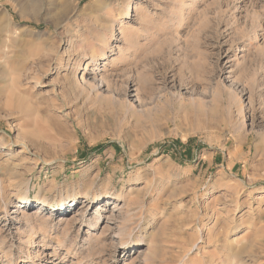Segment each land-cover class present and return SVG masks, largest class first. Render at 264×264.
<instances>
[{
	"label": "rangeland",
	"instance_id": "rangeland-1",
	"mask_svg": "<svg viewBox=\"0 0 264 264\" xmlns=\"http://www.w3.org/2000/svg\"><path fill=\"white\" fill-rule=\"evenodd\" d=\"M111 1L6 3L0 264H264V0Z\"/></svg>",
	"mask_w": 264,
	"mask_h": 264
},
{
	"label": "bare ground",
	"instance_id": "bare-ground-1",
	"mask_svg": "<svg viewBox=\"0 0 264 264\" xmlns=\"http://www.w3.org/2000/svg\"><path fill=\"white\" fill-rule=\"evenodd\" d=\"M14 1L15 2L17 1L18 3L20 2L19 0H7V1L0 0V19L1 18H6V20H7V22L9 24L13 23V15L10 13L9 9L6 7V3L7 2H14ZM36 2H38V0H31L30 6H27L26 3L25 4L24 3H19V5H20V15L23 17L25 15V9H28V8H30L29 9L30 11H35L36 10V5H35ZM58 2L59 3L55 6L57 11H59V15H58V17L56 19H58L60 21L59 23H63V22L67 23L76 14V12L79 11V7H80L79 3L80 2H79V0H58ZM97 2L98 3L100 2L102 4L101 5L102 8H104V9L108 8L112 4L111 0H97ZM100 20H102V19H100ZM103 20H104V22L102 23V26L106 27L107 23H108V20H110V19L106 20V19L103 18ZM103 39H104V34H103ZM91 58H92V61H97L98 55L93 52L91 54ZM198 106L202 107V105L200 106V104H198ZM192 108H193V105H192ZM202 110H204L203 107H202L201 110H199L198 114H202L205 111V110L204 111H202Z\"/></svg>",
	"mask_w": 264,
	"mask_h": 264
}]
</instances>
